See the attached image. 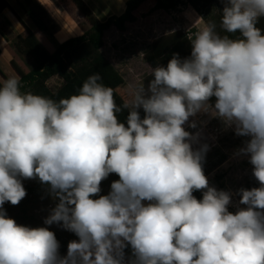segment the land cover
<instances>
[{"label":"clouds","instance_id":"obj_1","mask_svg":"<svg viewBox=\"0 0 264 264\" xmlns=\"http://www.w3.org/2000/svg\"><path fill=\"white\" fill-rule=\"evenodd\" d=\"M221 3L225 34L214 22L193 32L190 56L153 67L123 105L98 73L59 101L22 92L18 77L0 81V264H125L129 244L128 264H264V0ZM198 113L248 138L237 154L259 187L235 193L246 207L234 213L233 193L204 174L208 146L194 149L199 133L185 130ZM112 173L119 180L94 199ZM23 179L58 199L44 224L79 238L66 256L48 227L8 217L4 204L27 195Z\"/></svg>","mask_w":264,"mask_h":264},{"label":"rangeland","instance_id":"obj_2","mask_svg":"<svg viewBox=\"0 0 264 264\" xmlns=\"http://www.w3.org/2000/svg\"><path fill=\"white\" fill-rule=\"evenodd\" d=\"M17 14L36 29L32 22L25 16L23 9L18 5L19 0H9ZM114 1L115 6L112 5ZM120 0H96L95 4L104 7V3L112 7L111 14L121 16ZM61 13L58 16H52L59 26L55 34L56 42L60 43L59 38L69 33L68 39L83 35L90 24L80 14L77 8L70 0H55ZM155 0H148L136 12L137 21L126 25V30L121 32L112 27L105 33L104 46L100 50L101 57L105 61L103 72L110 81L111 85L119 96L125 101L130 102L133 99V93L141 85L147 86L151 69L155 66L147 61V54L151 50L152 43L161 37L171 35L176 31L191 33L204 27L206 24L202 18L190 6H182L172 12L153 11ZM116 5H118V10ZM120 6V7H119ZM116 7V8H115ZM104 9V8H102ZM104 18V17H103ZM4 33L11 39L17 37L6 26H2ZM24 35H26L24 33ZM38 39L44 43L51 52L55 50V45L48 38L36 29ZM9 46L11 43L6 39ZM12 48V47H11ZM14 51V49L12 48ZM9 58V57H8ZM14 60L26 71L31 68V60L28 57H21L14 51ZM9 60V59H8ZM7 61V60H6ZM0 67L9 75L17 77L10 67V63L0 59ZM61 84L57 78L49 81V86L56 89ZM143 110H141V113ZM195 121L197 127L191 128L189 123ZM185 130L190 133H199L198 141L193 144L194 149L207 145V151L204 155L203 168L209 174L207 178L210 182L217 175H222V183L226 190L233 193L232 203L229 205V211L236 212L237 208H243L239 204L240 197L236 195L237 191L249 181H256L252 176V165L248 162L247 157L238 155V150L245 145L247 137L237 136L233 128H225L219 118L212 117L209 113H198L190 117L189 122L185 124ZM24 188L33 184V179L22 180ZM210 184V183H209ZM26 201H28L26 203ZM26 206H23L22 203ZM51 195H45L37 198L26 196L18 205H12L10 202L4 204V209L8 217L14 219L17 224L29 227H49L53 231L63 232L65 230L60 224L45 225L44 220L49 216L52 208L58 203ZM26 208L27 213L22 209Z\"/></svg>","mask_w":264,"mask_h":264},{"label":"trees","instance_id":"obj_3","mask_svg":"<svg viewBox=\"0 0 264 264\" xmlns=\"http://www.w3.org/2000/svg\"><path fill=\"white\" fill-rule=\"evenodd\" d=\"M80 14L90 24L88 29L83 35L68 39L69 33H64L65 36L59 38L62 43L55 40L59 26L52 16H58L61 10L58 9L55 0H19L18 5L24 11L25 16L32 22L35 28L43 33L48 40L55 45L53 52L49 51L42 43L37 35L24 23L23 19L17 14L15 9L9 4L7 0H0V14L4 10H9L19 23L24 27L26 35H19L15 40L11 41V47L21 57H28L32 64L29 72H26L14 59L10 61V67L21 83L22 92H31L36 95L51 98L59 101L61 98H68L71 95L77 94L82 84L87 78L93 74L98 73L102 78V83L105 86L111 87L114 92V98L117 105H123L125 101L119 96L111 85L108 78L103 72L104 60L101 57L100 50L104 46V36L107 31L112 27L124 32L127 24H132L137 21L135 12L148 0H128L126 2L125 12L121 16H112L107 21L101 22L96 15L92 12L84 0H70ZM153 11L172 12L182 6H190L202 18L205 24L216 23L217 31L224 35L220 28V18L223 4L221 0H155ZM58 6V7H57ZM49 11V12H48ZM52 16H51V15ZM264 29V18H261L258 25ZM191 33H184L176 31L171 35H167L156 39L152 45L151 50L147 54V61L153 65L166 66L171 59L173 53H178L181 58L190 56L191 45L188 39ZM239 34L233 35L232 38H237ZM1 55V49H0ZM9 77L5 74L0 67V81L6 80ZM57 78L61 84L52 89L49 86V81ZM213 98V103H214ZM118 118L121 122H126L128 115L125 109L118 113ZM143 116V112L141 113ZM204 174H209L203 168ZM119 180V176L115 173L110 174L104 179L100 188L99 194L93 198H99L100 195H108L111 191V184L113 181ZM223 176L217 175L210 180V186L216 187L218 190H226L225 185L222 183ZM259 187L257 181L246 182L242 188L251 189ZM28 197L37 198L49 195L48 186L42 184L38 179H33V184L28 185L26 188ZM193 195L197 199L202 198V191H194ZM28 201H26L27 203ZM23 206L26 204L23 202ZM245 206V205H244ZM246 207V206H245ZM23 213H27L26 208L22 209ZM43 227V226H41ZM49 228V227H48ZM50 231H53L49 228ZM56 239L59 241L60 256H66L68 251V243L72 240H77L78 237L71 231L56 232ZM135 259L131 245H127L124 249V261L128 264L129 261Z\"/></svg>","mask_w":264,"mask_h":264},{"label":"crops","instance_id":"obj_4","mask_svg":"<svg viewBox=\"0 0 264 264\" xmlns=\"http://www.w3.org/2000/svg\"><path fill=\"white\" fill-rule=\"evenodd\" d=\"M7 1L13 7V4L9 0H7ZM127 1L128 0H122V1L120 0L119 1V3L122 6L121 11H120L121 15L125 12L126 2ZM84 2L89 6V8L92 10V12L96 15V17L101 22H105L110 17L114 16V14H111L112 7H111L110 4L108 5L107 3H104L103 4L104 7H102L104 9H102L101 6H99V9H98L97 8L98 5L95 4L96 0H84ZM113 4H114V1H112V5ZM113 6H115V5H113ZM116 7H117V10H118L119 9L118 5H116ZM23 21L36 34V29H33L32 25L29 24L28 21H25V19H23ZM2 26H6V28L8 30H10L13 34H15L16 36L24 35L25 29L9 10H4L0 14V49H1L0 59L2 61L4 60V62H7V65H8V63H10V61L14 59L13 58L14 51L12 50V48L9 46L8 42L6 41V39H9V42L11 43V39L8 38V36L4 33V30L2 29ZM60 43H62V42L60 41ZM6 75L9 77L8 74H6Z\"/></svg>","mask_w":264,"mask_h":264},{"label":"bare ground","instance_id":"obj_5","mask_svg":"<svg viewBox=\"0 0 264 264\" xmlns=\"http://www.w3.org/2000/svg\"><path fill=\"white\" fill-rule=\"evenodd\" d=\"M122 1V0H121Z\"/></svg>","mask_w":264,"mask_h":264}]
</instances>
